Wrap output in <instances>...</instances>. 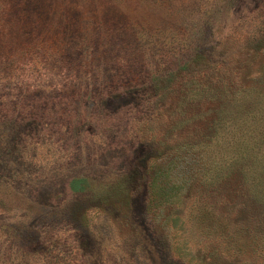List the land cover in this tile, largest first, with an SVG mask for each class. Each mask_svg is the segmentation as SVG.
Masks as SVG:
<instances>
[{"label":"rangeland","instance_id":"1","mask_svg":"<svg viewBox=\"0 0 264 264\" xmlns=\"http://www.w3.org/2000/svg\"><path fill=\"white\" fill-rule=\"evenodd\" d=\"M0 264H264V0H0Z\"/></svg>","mask_w":264,"mask_h":264},{"label":"trees","instance_id":"2","mask_svg":"<svg viewBox=\"0 0 264 264\" xmlns=\"http://www.w3.org/2000/svg\"><path fill=\"white\" fill-rule=\"evenodd\" d=\"M202 153L203 151L193 153L191 160L187 159L188 152L184 156L176 154L175 157L169 159L168 165L166 164L161 168V173L157 172L156 175H152L148 211L152 215V221L156 228L161 227L170 218L174 220L176 215L181 214L180 206L184 200L192 198V192L199 194V199L195 202H202L201 198L205 193L207 175H195L199 173L196 168L200 165ZM175 172L177 175H171ZM205 214V210L196 209L192 213L194 225H199L202 222L207 228ZM158 220L159 224L157 223Z\"/></svg>","mask_w":264,"mask_h":264}]
</instances>
